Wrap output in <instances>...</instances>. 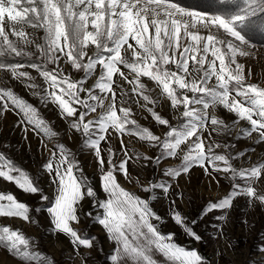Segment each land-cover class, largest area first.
Masks as SVG:
<instances>
[{
  "label": "snow or ice",
  "instance_id": "obj_1",
  "mask_svg": "<svg viewBox=\"0 0 264 264\" xmlns=\"http://www.w3.org/2000/svg\"><path fill=\"white\" fill-rule=\"evenodd\" d=\"M224 2L233 7L206 13L174 0H0V71L9 73L12 80L32 90L42 104L58 106L62 119L72 118L70 127L86 138L81 150L87 147L92 151L101 171L99 181L105 199H97L78 160L63 145L57 144L52 158L43 166L56 185L54 199L43 211L50 217L53 234L61 233L70 238L77 254L80 247L91 249L96 239L86 233L81 235L72 226L79 224L78 209L87 197L92 200L96 214L89 211L85 215L102 226L113 244L110 264H204L197 250L176 242L174 232H162L158 225L163 217L149 203L158 199L157 190L167 197L171 183L164 182L165 177L175 180L193 167L203 168L205 175H210L209 169L213 173L228 174L232 182L230 191L216 201H209L202 215L230 209L238 196L264 204V191L258 192L253 186L264 179V160L251 166L234 167L233 161L245 154H217L215 149L222 145L212 138L213 132H230L240 121H246L250 127L241 128L238 135L250 137L256 133L257 143H264V87L247 83L244 65L237 60L238 56L249 55L240 46H252L246 30L254 27L264 32V0ZM6 19L14 25L10 33L5 30ZM25 26L43 30V43L35 45L39 53L35 61L31 59V52L18 46V42L25 46L33 43ZM201 30L207 34H201ZM10 35L17 39H10ZM130 40L134 44L129 43ZM125 45L131 50V62L122 55ZM89 46L95 48L92 55L87 51ZM24 57L28 58L25 62L15 59ZM11 60L15 62H9ZM64 65L82 76L72 79ZM169 65H174L176 70H169ZM26 68L37 73L43 85L36 83L29 71L21 70ZM122 69H128L134 78L129 79ZM117 75L124 83L132 85V94L145 102L139 106L156 124L163 126L160 134L141 126L131 107L117 108L116 88L120 89L121 96L128 95L123 84H117ZM248 75L251 76L250 69ZM93 76L95 79L89 84ZM141 77L156 84L177 114L178 123H171L155 111L157 100L141 83ZM213 78L215 83L209 87ZM217 106L236 119L229 125L215 115L209 116L208 110ZM8 111L22 116L18 126L24 124L25 131L32 126L37 134L49 138L57 135L35 106L11 88H0V112ZM92 113H97L96 118L87 119ZM110 129L119 139L123 154L118 164L113 162L118 153L107 148L106 161L100 147L101 142L110 143ZM125 136L135 137L157 150L154 158L134 153L136 160L159 164L165 159L180 158L179 166L162 171L159 182L149 181L147 186H141L142 191L149 193L147 199L127 191L118 182V175L131 181L127 165L133 156L124 143ZM0 178L25 194L41 192L30 176L3 153H0ZM41 200L46 201L48 197L41 195ZM175 203L173 200L170 205V219L189 238L199 241L201 237L192 227L196 221L189 224L182 213L172 207ZM30 211L14 194L0 192V218L34 223ZM0 247L22 264H34L46 258L31 249L30 239L21 230L7 225H0ZM46 259L54 264L51 258Z\"/></svg>",
  "mask_w": 264,
  "mask_h": 264
},
{
  "label": "rangeland",
  "instance_id": "obj_2",
  "mask_svg": "<svg viewBox=\"0 0 264 264\" xmlns=\"http://www.w3.org/2000/svg\"><path fill=\"white\" fill-rule=\"evenodd\" d=\"M4 25L5 30L9 33L14 26L7 19ZM15 27L20 28L21 26L15 25ZM24 30L28 33L33 43L25 46L18 42V46L24 47L25 51L31 52L33 54L31 59L35 61L39 56L35 45L43 43V30L33 29L29 26H25ZM201 34L206 35L207 33L201 30ZM10 39L16 40L17 38L10 35ZM129 43L134 44L131 40ZM250 43L251 47L248 45L240 46L249 55L246 57L238 56L237 60L244 65L246 82L256 83L264 87V44L253 41H250ZM87 51L89 55H92L95 52L94 46H89ZM122 55L131 62L132 53L131 50L127 49V45L122 49ZM208 59L211 60L210 55ZM61 63H64L63 60ZM64 66L65 71L70 73L72 79H79L82 76V73L72 71L70 66ZM168 68L171 71L176 70L174 65H169ZM192 68L193 65L190 62V72ZM249 69L251 70L250 77L248 75ZM21 70L29 71L35 78V82L43 85L42 78L33 70L27 68ZM122 70L128 75L129 79L134 78V74L130 73L128 69ZM94 79L95 76L89 78L88 83L91 84ZM115 80L117 84H123L124 90L128 93L127 96H121L120 89L116 88L117 108L121 106L131 107L136 114L135 119L141 126L148 127L156 134H160L163 131V126L156 124L150 114L139 106L145 102L141 97L132 94V85L124 83L118 75ZM140 80L147 89L151 90L149 94L152 98L157 100L155 111L170 119L171 123H178L177 114L171 109L170 102L166 97L160 94V89L156 84L147 77H141ZM214 83L215 79L213 78L209 83V87H212ZM0 88H11L18 96L35 106L40 117L57 133L56 136L49 138L42 133L37 134L32 126H28L27 131H25L24 124H19L18 126V122L22 119L21 115L16 114L15 111L0 112V151L22 165L25 169L24 171L41 190L40 193L34 195L25 194L14 184L0 178V192L14 194L19 201L26 203L31 209L30 217L34 221V223H26L17 218H0V225H7L13 229L21 230L22 234L30 239L31 249L43 253L46 258H51L54 264H110V253L113 251L112 242L108 239L107 233L102 226L94 223L92 218L85 215L89 211L93 212V215L96 214V210L92 208V200L90 198L86 197L81 202L78 209L80 222L72 226L81 235L86 233L96 239L91 249L80 247L79 254H77L71 244L70 238L61 233L53 234L50 217L46 211H43L44 208L52 203L56 189V185L52 184L51 177L43 166L52 158L51 154L56 150L57 144L63 145L78 160L79 166L83 169L84 175L87 176L89 184L97 193V199L106 198L100 187L99 177L101 171L94 154L87 147L81 150L86 138L81 132H77L70 127L69 121L72 118L67 120L61 118L58 106L52 103L42 104L39 98L32 94V90L27 89L19 81L12 80L9 73L0 71ZM189 95L191 94L189 93ZM122 101L123 103H121ZM148 107H152V105H148ZM208 113L209 116L215 115L229 125L236 119L232 113L220 106L210 108ZM96 116L97 113H92L87 119H94ZM247 127H250V125L246 121H240L235 129L230 132L212 133L213 140L222 145V147L215 149L217 154L226 152L245 154L240 159L233 161L234 167L251 166L258 160H264V143H257L258 134L253 133L250 137L238 135L241 128ZM109 133H111L108 136L110 143L101 142L100 145L103 150L102 155L107 161L108 153L106 149L111 147L115 153H118L113 158V162L118 164L123 158V154L120 152V141L111 129ZM207 135L208 133L205 132V136ZM123 139L125 145L128 146L129 155L133 156V159L127 165L131 174V181L125 180L122 175H118V182L127 191L147 199L149 193L142 191L141 186H147L149 181L159 182L162 171L166 168L179 166L180 158L165 159L159 164H154L151 160H136L134 153H139L142 157L154 158L158 154L157 150L135 137L125 136ZM223 145H228L229 147L225 149ZM57 159H59L58 152ZM105 169H107V163L105 164ZM209 173L210 175H205L203 168L193 167L189 173L181 175L175 180L169 181L167 177L164 178V182L171 183L167 197L157 190L155 195L158 196V199L149 201L153 210L163 217V221L158 226L164 233L174 232L176 234L175 240L178 244L197 250L204 258V264H264V251H262L264 249V204L254 199L250 202L247 197L238 196L233 201L230 209L224 212H212L202 215L205 205L209 201H216L226 195L230 191L232 183L227 178L228 174L213 173L211 169H209ZM54 175L55 173L53 172L52 176ZM137 179L139 183H137ZM217 180L219 184L216 183ZM237 183H242V181L237 180ZM253 186L257 188L258 192L264 191V179L255 182ZM41 195H46L48 200H41ZM173 200L176 203L172 207L180 211L189 224L193 220L196 221L192 227L201 237L199 241L189 238L170 219V205ZM37 209H41V211H36ZM153 223H156V221H153ZM46 258L42 261L34 262V264H49ZM0 264H22V262L0 247Z\"/></svg>",
  "mask_w": 264,
  "mask_h": 264
},
{
  "label": "trees",
  "instance_id": "obj_3",
  "mask_svg": "<svg viewBox=\"0 0 264 264\" xmlns=\"http://www.w3.org/2000/svg\"><path fill=\"white\" fill-rule=\"evenodd\" d=\"M174 2L180 3L182 6H185L192 10L202 11L206 13H214L223 11L227 8H232L233 6L231 4H226L224 0H174ZM246 36L250 41L257 42L264 44V32L259 31L256 28L246 30ZM16 60H20L21 62H25L28 60V58H15ZM34 61V60H33ZM9 62H15V60H11ZM0 153H2L0 151ZM4 154V153H3ZM9 158L8 156H6ZM11 159V158H9ZM12 160V159H11ZM17 166H19L21 169L25 170L22 165H20L18 162L12 160Z\"/></svg>",
  "mask_w": 264,
  "mask_h": 264
}]
</instances>
